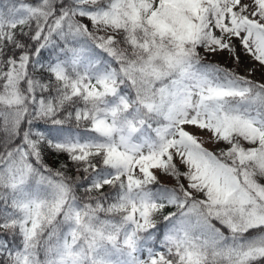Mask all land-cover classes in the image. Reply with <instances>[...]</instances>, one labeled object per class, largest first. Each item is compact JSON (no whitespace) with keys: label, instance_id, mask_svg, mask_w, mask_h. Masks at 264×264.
<instances>
[{"label":"snow or ice","instance_id":"6c2138e0","mask_svg":"<svg viewBox=\"0 0 264 264\" xmlns=\"http://www.w3.org/2000/svg\"><path fill=\"white\" fill-rule=\"evenodd\" d=\"M0 264H264V0H7Z\"/></svg>","mask_w":264,"mask_h":264},{"label":"rangeland","instance_id":"374dc122","mask_svg":"<svg viewBox=\"0 0 264 264\" xmlns=\"http://www.w3.org/2000/svg\"><path fill=\"white\" fill-rule=\"evenodd\" d=\"M210 59H211V58H210ZM216 60H220V61H222L223 58H221V57H217ZM229 66H230V65H229ZM248 66H249V67H254V65H252L251 63H248ZM241 73H242V74H245L243 68H241ZM260 78H261V70L257 67V68H255V71H254V73H253L252 79H254V80H259Z\"/></svg>","mask_w":264,"mask_h":264},{"label":"trees","instance_id":"16d2710c","mask_svg":"<svg viewBox=\"0 0 264 264\" xmlns=\"http://www.w3.org/2000/svg\"><path fill=\"white\" fill-rule=\"evenodd\" d=\"M7 2V0H0V9H4V5Z\"/></svg>","mask_w":264,"mask_h":264}]
</instances>
